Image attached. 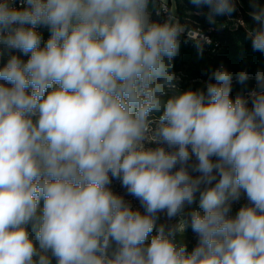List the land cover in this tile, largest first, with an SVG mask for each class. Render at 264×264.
<instances>
[{
    "label": "clouds",
    "instance_id": "clouds-1",
    "mask_svg": "<svg viewBox=\"0 0 264 264\" xmlns=\"http://www.w3.org/2000/svg\"><path fill=\"white\" fill-rule=\"evenodd\" d=\"M169 3L0 0V264H264V71L246 95L222 65L182 90V39L211 41ZM188 3L213 26L237 12Z\"/></svg>",
    "mask_w": 264,
    "mask_h": 264
},
{
    "label": "trees",
    "instance_id": "trees-1",
    "mask_svg": "<svg viewBox=\"0 0 264 264\" xmlns=\"http://www.w3.org/2000/svg\"><path fill=\"white\" fill-rule=\"evenodd\" d=\"M172 1L176 14L181 22L186 24L189 31L197 35L203 33L211 41L210 44L201 42L203 53L200 55L191 40L185 41L182 39L181 50L175 58L173 69L178 77L179 87L182 90L204 87L208 81L209 72L222 65L233 76L232 96L235 97L237 94L246 95L247 91L254 87L256 83L255 75L257 71H264V54L253 52L250 42L245 39L246 31L252 25L249 16L251 11L250 0H237V12L234 16L230 18L219 17L214 26L209 25L203 17L195 16L193 14L194 9H192L188 0ZM260 2L264 4V0H260ZM159 19L163 20L164 17L161 16ZM41 31L44 36L48 34L44 29H41ZM241 71H246L249 74L246 85L236 82V76ZM115 189H119L123 194L125 193V190L120 186L113 187L114 191ZM196 206H198V202L193 207ZM158 223L167 224L162 217ZM193 236L194 233L191 229H188L184 236L189 250L194 247L191 241Z\"/></svg>",
    "mask_w": 264,
    "mask_h": 264
},
{
    "label": "rangeland",
    "instance_id": "rangeland-1",
    "mask_svg": "<svg viewBox=\"0 0 264 264\" xmlns=\"http://www.w3.org/2000/svg\"><path fill=\"white\" fill-rule=\"evenodd\" d=\"M169 6H170V7L173 6V1H172V0H170ZM194 36H195V35H194ZM115 186H120V185H119L118 182L114 181L112 187H115ZM115 192H117L118 194H123L122 192H120L119 189H115ZM124 194H125V193H124ZM125 198L128 199V200H131V201H132V204H133V207H134V208H138V207H139V202L136 201V200H134L132 197L125 195ZM243 203H244V201L242 200L240 204L234 205V207H233V215L235 214V212L238 210V208H239ZM140 210L142 211V209H140ZM161 217H162V219L165 220V218H164L163 216H161ZM165 222H166L167 224H174V223H176V220H173V221H167V220H165ZM191 241H192V243H193L194 245L196 244V236H195V234H194L193 238H191ZM53 264H55V261H53Z\"/></svg>",
    "mask_w": 264,
    "mask_h": 264
},
{
    "label": "built area",
    "instance_id": "built-area-1",
    "mask_svg": "<svg viewBox=\"0 0 264 264\" xmlns=\"http://www.w3.org/2000/svg\"><path fill=\"white\" fill-rule=\"evenodd\" d=\"M194 35L196 36L197 34H193V36H194ZM47 36H48V34H47L46 36H44V38L47 39Z\"/></svg>",
    "mask_w": 264,
    "mask_h": 264
}]
</instances>
